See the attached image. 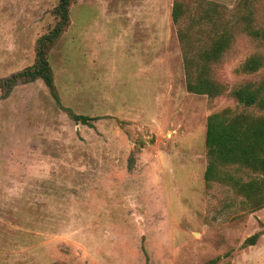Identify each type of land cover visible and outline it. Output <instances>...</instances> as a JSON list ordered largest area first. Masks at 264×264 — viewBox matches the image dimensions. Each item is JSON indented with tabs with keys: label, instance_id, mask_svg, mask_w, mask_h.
Here are the masks:
<instances>
[{
	"label": "rangeland",
	"instance_id": "374dc122",
	"mask_svg": "<svg viewBox=\"0 0 264 264\" xmlns=\"http://www.w3.org/2000/svg\"><path fill=\"white\" fill-rule=\"evenodd\" d=\"M58 3L0 0V79L36 62ZM221 36L224 93L190 91ZM48 60L57 97L41 78L0 88V264H264V206L239 191L259 172L205 180L209 117L264 115L230 95L264 91V0H75Z\"/></svg>",
	"mask_w": 264,
	"mask_h": 264
},
{
	"label": "trees",
	"instance_id": "16d2710c",
	"mask_svg": "<svg viewBox=\"0 0 264 264\" xmlns=\"http://www.w3.org/2000/svg\"><path fill=\"white\" fill-rule=\"evenodd\" d=\"M74 1L59 0L55 8L58 22L50 33L40 38L36 62L10 78L0 79V88L10 91L19 80L29 82L41 78L51 93L57 97L54 74L48 60V51L69 25L70 6ZM182 11V2L175 1L172 10L174 22L180 20ZM228 43L229 38L221 36L205 50V60L199 65V73L194 81H191L190 78L188 80L187 87L190 91L210 96L224 93L223 85L214 81L210 76V72L211 65L220 61ZM262 64V56L253 55L241 67L246 72H254ZM230 95L235 97L240 104L245 106L258 105L264 109V91L262 87H253L247 84L232 90ZM229 113L230 110L214 113L208 119L206 132L208 165L205 171V180L207 183L215 180H233L232 176H222L221 169L226 166L238 165L252 168L259 172L260 177L255 179L252 184H242L239 191L247 197H252L254 192L255 199L253 203L255 207L260 208L264 206V194H262L264 188V115L255 116L242 112L230 116ZM73 117L84 124H92V121L96 118L84 114H73ZM234 184L237 185L238 183L234 182ZM259 236V233L254 234L247 239L246 244L254 245Z\"/></svg>",
	"mask_w": 264,
	"mask_h": 264
}]
</instances>
